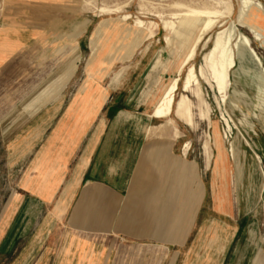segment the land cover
Returning a JSON list of instances; mask_svg holds the SVG:
<instances>
[{"label":"crops","instance_id":"0c3cea01","mask_svg":"<svg viewBox=\"0 0 264 264\" xmlns=\"http://www.w3.org/2000/svg\"><path fill=\"white\" fill-rule=\"evenodd\" d=\"M2 21L19 30L0 32V161L11 186L0 248L21 249L11 264H264L257 243L253 260L243 254L246 226L228 172L217 190L213 176L202 182L196 213L194 167L143 125L153 120L144 109L163 84V61L133 86L140 62L131 72L93 66L78 94L82 36L72 41L76 59L67 25ZM130 86L123 105L137 113L116 111Z\"/></svg>","mask_w":264,"mask_h":264},{"label":"rangeland","instance_id":"374dc122","mask_svg":"<svg viewBox=\"0 0 264 264\" xmlns=\"http://www.w3.org/2000/svg\"><path fill=\"white\" fill-rule=\"evenodd\" d=\"M176 1L190 3V0ZM193 1L195 5H198V0ZM205 1L213 4L215 0ZM225 1L228 2L232 9L228 21L234 22L239 6L238 0ZM62 2V0H0V24L3 22V18H9L11 15L13 20L16 19L18 22L23 21L28 28L31 26L42 27L43 29L47 28L48 31H53L63 25H67L68 30H70L75 23L85 19L90 20L91 22L86 32L81 35L82 38L80 40L83 54L79 64V72L85 74L83 77L85 82L88 79L85 65L90 56L89 38L94 27L101 21V18H96V10L93 8L82 10L78 6ZM256 2L260 4V13L258 15H250L249 25L257 32L261 41L257 42L254 39V35L244 28L238 27L237 30L250 40V47L252 46L251 48L261 61V66L257 64L248 49L244 51H242V48L236 50V66L229 72L228 86L224 94L225 104L222 103V96L217 93L208 73L206 72V79L199 77V80L201 79L199 81L200 89L206 105L202 106L199 103L194 91L186 94L192 102L191 113L193 124L189 127L183 122L176 121L178 129L181 132V138L176 140V142L170 141L175 144L173 152L179 157L182 155L184 145H187L186 161L191 166L196 167L195 209L197 213L204 196L203 183L208 187V183L213 175V167L217 156L214 140V133H216L227 157V161H224L227 168H225L224 177L228 172V179L233 182L235 201L239 213L243 215L240 223L246 226L241 248L244 252L243 254L246 257L250 256L252 259L255 257L256 243L258 244L259 252H261L262 248L264 255V81L261 79L264 77L261 73L262 69H264V0H256ZM101 5L102 1L96 0L93 6L97 8ZM124 12L131 14L133 19L134 17H139L144 21L159 22L160 25V21L153 13L144 11L143 14H139L141 11L137 0L130 3L124 9ZM26 16H32L33 18L26 19ZM133 19L128 21L129 25L133 24ZM15 27V25H4L0 28V32L3 34L9 31L16 33L19 30L18 27ZM218 30V27L214 28L206 36V39L209 40L208 43L205 46L202 44L197 51L194 60L197 74L199 73V68L201 66L204 67V56L210 48L211 41ZM165 35L166 33L162 29L159 32L157 31L155 39L136 51L130 61L123 63L115 61L109 66L112 73L118 72L124 66H129L131 72L136 63L140 62L136 66L135 75L133 76L132 84H130L133 86L151 62L156 64L160 60L164 62L162 63L165 73V78L162 81L163 84L161 87L156 86L151 89L153 98L149 101L147 108L144 109L146 115H149L154 108L155 103L166 89L169 79L176 77L179 63L182 62L187 51L183 47L184 40L182 39L176 41L174 51L169 50L168 44L164 42ZM145 47L149 49L146 53L143 52ZM98 62L97 60L95 64L99 65ZM97 65L94 67H97ZM123 72L121 71V75ZM184 74L185 70L182 73L181 80ZM90 81L91 79H88L85 84L83 82L85 88L82 89V84L78 90V94L86 92ZM131 86L124 93L118 94L120 98L119 103L113 105L116 111L125 110L130 113H137L130 105H123L126 97L131 95V91L133 90ZM192 89L194 90L195 86ZM181 94L182 81L178 86L175 98L178 99ZM201 111L204 116H201ZM143 122L145 126L146 124L158 126L160 123L157 120L147 122L145 117H143ZM208 122L212 123V127H208ZM207 134L210 135V138H207ZM169 135L170 131L166 135L168 139ZM149 138L146 137V143L151 142L148 140ZM206 142L212 147L214 154L209 164H207L208 152L204 148ZM7 174L8 168L3 161H0V215L3 212L0 217V228H2L4 219H6V217L4 218L5 213L11 204L8 200L11 186L8 185ZM2 235L4 234L0 233V239ZM245 248H248V250H245ZM20 251L21 249L0 248V264H11ZM259 264L262 263L260 262Z\"/></svg>","mask_w":264,"mask_h":264},{"label":"bare ground","instance_id":"6f19581e","mask_svg":"<svg viewBox=\"0 0 264 264\" xmlns=\"http://www.w3.org/2000/svg\"><path fill=\"white\" fill-rule=\"evenodd\" d=\"M62 1V3L78 6L82 10L93 8L96 10V18H101V21L94 27L89 38L90 56L85 65V71L89 76L92 67L97 65L95 64L97 60L100 65L99 70H103L104 74H107L110 71L109 66L114 61L130 60L136 51L155 39L157 31L159 32L161 29L166 33L164 42L168 44L169 50L174 51V44L177 40H184L183 47L187 51L184 59L179 63L176 77L166 87L148 115V118L160 122L158 126L147 127L149 129V136L161 139L170 131L169 140L176 142V140L181 138V132L178 129L176 121L183 122L189 127L193 124L191 113L192 102L186 94L194 91L199 103L205 106L206 103L199 81L206 79L207 73L217 93L222 96V103L225 104L224 94L228 86L229 72L236 66V50H240V48H242V51L248 49L257 64L261 66V61L251 48L252 46L250 47V40L237 30L238 27L244 28L254 35V39L257 42L261 41L257 32L249 25L250 15H258L260 13V4H257L256 0H238L239 6L234 22L228 21L232 9L225 0H215L213 4H209L205 0H198V5H195L193 0H190L188 4L176 0H137L141 11L139 14H143L144 11L153 13L160 21L161 29L159 22L144 21L139 17H134L133 19L131 14L124 12V9L134 0H101L102 5L97 8L93 6L96 0ZM132 19L133 24L129 25L128 21ZM90 22V20L85 19L75 23L71 27L72 30L66 34V38L69 41L66 47L67 51L70 54H74L76 59L79 55V49L77 45L72 44V41L86 32ZM217 27L219 30L215 33L211 46L204 56V67L201 66L197 74L194 66L197 51L202 44L205 46L208 43L209 40L206 39V36ZM146 49L147 47L144 48V50ZM74 70L75 66L69 76H72ZM184 70L185 74L181 80L180 78ZM261 73L264 76V69H262ZM199 77L201 78L200 80ZM261 79L264 81V77ZM181 81L182 94L176 99L175 95ZM84 84L82 89L85 88ZM193 86H195L194 90L192 89ZM200 114L204 116L202 111ZM208 127H212L211 122H208ZM207 138H210V135L207 134ZM214 140L217 156L212 176L213 189L217 190L219 188L217 182L224 178V161H227V157L216 133H214ZM187 148L188 146L184 145L182 149L183 157L187 154ZM204 148L208 152L207 164H209L210 160L214 157L213 149L208 142L205 143ZM192 172L193 175L195 173V178L197 179L195 166Z\"/></svg>","mask_w":264,"mask_h":264}]
</instances>
